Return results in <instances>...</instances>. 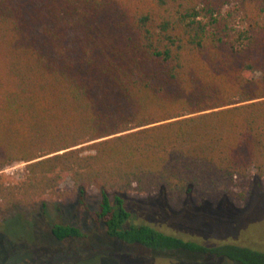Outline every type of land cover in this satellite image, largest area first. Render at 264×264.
Listing matches in <instances>:
<instances>
[{
    "label": "trees",
    "instance_id": "1",
    "mask_svg": "<svg viewBox=\"0 0 264 264\" xmlns=\"http://www.w3.org/2000/svg\"><path fill=\"white\" fill-rule=\"evenodd\" d=\"M252 177L264 178V0H0V211L64 196L69 179L124 244L264 264L248 247L127 229L109 194L246 201Z\"/></svg>",
    "mask_w": 264,
    "mask_h": 264
},
{
    "label": "rangeland",
    "instance_id": "2",
    "mask_svg": "<svg viewBox=\"0 0 264 264\" xmlns=\"http://www.w3.org/2000/svg\"><path fill=\"white\" fill-rule=\"evenodd\" d=\"M25 164L4 171L19 178ZM246 189L249 198L171 201L163 192L111 191L124 201L131 213L125 228L146 225L167 235L207 246L235 245L264 252V178L252 177ZM61 190L64 196L46 195L31 205L10 213L0 211V264H234L214 261L189 252L156 253L142 246L124 244L111 238L103 224L95 223L81 205L71 180ZM86 202L95 211L100 192L89 188ZM79 227L83 238L57 240L54 225Z\"/></svg>",
    "mask_w": 264,
    "mask_h": 264
}]
</instances>
